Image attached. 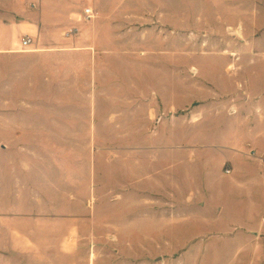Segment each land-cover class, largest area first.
I'll return each mask as SVG.
<instances>
[{
    "label": "crops",
    "instance_id": "1",
    "mask_svg": "<svg viewBox=\"0 0 264 264\" xmlns=\"http://www.w3.org/2000/svg\"><path fill=\"white\" fill-rule=\"evenodd\" d=\"M81 1L0 0V230L6 229L11 242L20 243L23 238L27 249L17 248L26 251L28 260L40 257L42 244L37 234L56 232L57 227L47 226L56 218L53 210L40 212L37 206L86 196L94 199L92 141L103 136L101 129L122 132L129 140L172 139L176 165L180 157L176 140L184 123L183 137L199 139L183 152L188 179L193 192L205 196L193 202L197 210L190 217L219 222L220 228L212 234L226 235L228 245L237 237L242 245L235 249H262L264 68L260 64L264 52L210 53V57L228 60L225 66L209 68L221 78L204 83L202 98L193 99L187 92L189 103L180 106L181 72L192 82H203L191 78L195 74L192 68H181L178 60L148 67L143 51L121 53L101 42L98 22H93V35L85 43L81 20L85 8L97 11L86 6L81 12ZM72 28L78 32L71 34ZM25 38L32 39L28 46H23ZM223 83L231 89H221ZM21 139L42 141L24 143ZM80 139L88 140L87 168L79 176L83 192L69 190V179L74 176L69 175L65 148L66 141ZM146 151V146L131 143L125 157L130 167L139 166L141 176ZM139 180L142 187V178ZM21 188L22 202L28 204L30 213L17 209ZM145 194L132 187L124 193L127 199L139 195V203L146 199ZM172 218H179L176 210ZM21 219L29 222L22 237ZM59 230L56 249L67 256L73 240H69L67 227ZM24 261L21 258V264Z\"/></svg>",
    "mask_w": 264,
    "mask_h": 264
},
{
    "label": "rangeland",
    "instance_id": "2",
    "mask_svg": "<svg viewBox=\"0 0 264 264\" xmlns=\"http://www.w3.org/2000/svg\"><path fill=\"white\" fill-rule=\"evenodd\" d=\"M86 6L95 7L97 12L95 18H88L84 11L81 20L85 43L91 40L93 24L98 22L101 42L110 43L121 53L143 51L148 67L178 60L181 68H192L195 74L191 78L203 82H192L181 72L180 106L189 103L187 92L193 99L202 98L204 83L221 78L209 68L225 66L228 60L210 57V53L264 52V0H82L81 12ZM77 32V28L70 30L71 34ZM260 67L264 68V60ZM220 88L231 89L226 83ZM185 127L181 123V137L176 140L180 144L176 165L172 160V139L149 136L145 140H129L122 132L101 129L103 136L92 141L96 156L94 199L86 196L66 203L38 204L40 212L53 210L56 218L45 226L57 230L37 234L42 255L32 261L26 251L17 248L22 245L27 249V243L21 242L23 238L20 243L11 242L6 229H1L0 264H21V258L25 259L24 264H264V245L260 250L235 249L242 245L237 237L230 239L232 243L228 245L226 235L212 234L220 228L219 222L190 217L197 210L193 202L202 201L205 196L203 192H193L195 188L188 179L189 165L183 152L199 139L184 138ZM30 141L42 140H19ZM87 141H66L69 175L74 176L69 179V190H84L79 176L81 169L87 168ZM131 143L147 147L142 176L139 166L130 167L125 162ZM141 178L143 186L139 187ZM129 187L145 190L146 199L142 203L139 195L127 199L124 193ZM23 191L21 188L17 209L30 213L28 204L22 202ZM173 210L179 218H172ZM19 226L22 237L28 231V220L21 219ZM64 226L69 240H73L67 256L56 249L59 240H55Z\"/></svg>",
    "mask_w": 264,
    "mask_h": 264
},
{
    "label": "built area",
    "instance_id": "3",
    "mask_svg": "<svg viewBox=\"0 0 264 264\" xmlns=\"http://www.w3.org/2000/svg\"><path fill=\"white\" fill-rule=\"evenodd\" d=\"M85 13L88 18H91L94 15L93 10L91 8H86ZM31 42H32L31 38H25L23 40V46H28L29 44H31ZM228 172H230V170H228Z\"/></svg>",
    "mask_w": 264,
    "mask_h": 264
}]
</instances>
